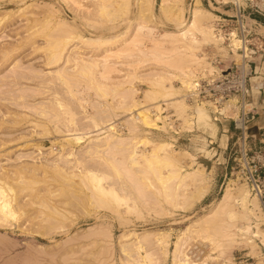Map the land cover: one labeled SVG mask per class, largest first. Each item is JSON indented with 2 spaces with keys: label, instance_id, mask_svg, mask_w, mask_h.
<instances>
[{
  "label": "rangeland",
  "instance_id": "1",
  "mask_svg": "<svg viewBox=\"0 0 264 264\" xmlns=\"http://www.w3.org/2000/svg\"><path fill=\"white\" fill-rule=\"evenodd\" d=\"M100 1L101 0H0V183L2 184L0 186L5 188L9 184L8 186L13 187L12 189L14 192H9L8 197L12 199L11 205L15 211L16 217V219L14 218L15 221L12 219L8 224L4 225L0 223V264H64L66 262V264H138L137 262L139 259L136 256V251L133 250L130 244L134 241V237L131 236L132 238L130 237V239L126 237L128 239H122V241L120 236L122 234H140L143 232H166V235L168 234L167 237L169 242L167 250L169 251V255L164 262L160 260L161 253L151 244H148V246L147 243L143 245L142 255L143 252L150 253L149 264H171V253L174 249L173 243L177 238L181 237V234L185 232V229L191 223L210 212L214 205L222 198L227 185L232 188V191L236 190L237 187H244L247 193H249L248 195H251L246 185L238 180L237 159L229 155V147L226 144L227 138L221 136L220 127L212 121L210 111L203 105L196 107L193 105L195 103L191 101H188L192 107L189 108L188 114L193 117L191 116L188 123L186 121V124H184L182 118L175 117L176 115L173 113V108L166 107L168 108L167 111H163L161 114V117L166 116V119H164L165 121H162V124L161 121H157V126L164 127L163 129L165 132L161 129H153V131H149L150 133L147 137L155 143H157V141L168 142L176 151H185L188 155L194 157V166L201 165L204 169L203 177H205L207 181L203 184V187L206 189V192L201 199L196 201L193 199L190 201L192 204H188V206L181 207L184 204V200L181 198L177 201L179 204L181 202L183 203H181L180 206L174 200V204L176 206L178 204L177 207L171 203L173 202L172 200L169 201L168 199L169 203L166 200L167 198L161 194L163 191L162 186L155 181L156 179L154 176L152 178V175L149 176V174L148 176L146 175V177L155 182L154 186L155 188L157 187L156 191L154 190V186H152L153 189L149 185V179L147 180L145 174H138V186L145 188L146 184L148 188L143 189V192L145 193L144 197H139L138 194L136 195L137 191H135L136 186L134 180H127L126 178L128 177L124 178V175L120 176V174L112 172L115 164L116 167H121V164H119L120 162L113 163L121 161L122 157L116 149L113 150L115 154H111V150L109 151L111 155L104 154L103 150H105V148H103V150L100 149L103 151L102 153L98 149L99 152L98 150L95 153L92 151L89 155V145H87V142H84L79 146L80 148L78 147L72 150L73 155H69L68 148L58 152V148L62 145L60 142L62 134L67 133L68 130H72V126L73 129H77L84 134L86 131L88 132L91 130L90 127L92 126H89V123L92 125L91 121L101 125V123L107 118L106 116H112L114 124H122L118 132L123 134L122 137L128 136L130 134L128 132V124L130 128V123L127 122V124L125 119L129 118V113L131 112L133 115L137 116V110L134 108L139 107L140 104L137 102L138 105L135 107L130 106L131 108L128 106L121 107L120 99L124 90V92L127 91L128 93L129 91H134H132V93L130 92L128 101H130V99L132 101H134V99L137 101L143 100V106L151 107L152 105L150 103L152 101H147L144 98V95L145 91L154 90V88L149 85L152 82L164 79V81H161L163 82L162 85L165 87L173 86L174 89H177L180 87V82L178 80L180 69L186 72V69L190 68L191 71L194 72V75H196L198 72L206 71L207 67L210 68L215 64L218 65L217 62L212 64L214 58H221L222 60L228 58L226 51L224 52L226 55H224V53L217 50L213 44L211 45L203 42L200 34H195V37L199 40V43L196 44L197 47H194L191 44L192 46H190L192 50L182 51V53L185 52L184 54L190 56L195 55L196 59L188 57L184 60H194L196 61V64H199L198 66L193 61L181 62V57L178 56L180 50L175 53L171 52L172 48L176 47L178 44L173 46L171 41L159 37L164 31H174L172 23L169 22L168 19H165V17L168 18V16L160 12V5L162 4L161 6H163L165 10L168 9L170 16L169 6L175 4V0H166L164 3H161L162 0H151L152 14L155 17L158 26L154 23H147V25H151V27L155 28V31L150 34L146 33V30L144 29L139 31L134 30L140 23V21L135 18L138 16V10L136 7H133L135 6V0L130 1L132 4L134 2V4H131L130 6V8H132L131 10L130 8L126 10V8L124 9L120 6L124 0H103L101 1L103 3ZM197 1L204 10L211 13V17L212 14L218 16L221 8L213 3V1L181 0L185 19L189 17L187 11H189V8H191ZM223 1L225 2L226 0ZM209 6L211 9H209ZM220 13L231 15L230 12ZM148 14L150 15V12L145 11L141 16L146 18L149 16ZM256 19L258 22L263 23L261 17L257 16ZM135 20H137L136 23H134ZM58 21L60 25H56L58 24ZM129 21L131 23H129ZM61 22H64V24H61ZM258 32L264 37L263 28H259ZM62 37L65 39H67L66 37L70 38V40L67 39L69 40V44L64 45L65 47L62 46L59 48V46H61L60 42H65ZM80 37L82 39H109L110 41L108 42L110 43L99 42L88 44L82 41ZM74 39L77 42H75ZM79 39L81 42L78 41ZM114 39L117 42H115ZM50 43L54 45L56 43L58 49L56 48L55 50L54 48L52 51L53 47H50ZM83 43L88 45H84ZM105 43L109 46H103ZM56 45L54 47H56ZM220 46L226 49L225 44H221ZM220 46L218 47L220 48ZM62 48L64 51H62ZM70 48H72L73 53H69L70 55H68V52L71 50ZM119 48L121 49L119 50ZM116 49L117 52L110 56L107 55L108 53H103L104 50H110L112 52ZM49 53L52 56H49ZM54 54L60 56V58L57 57V59H60V62L59 60H54L56 58ZM105 54L108 57V59L106 58L107 61L105 60V63L108 65L103 68L102 60L97 59ZM67 55L71 58L64 60V57H68ZM53 56L54 59L52 58ZM52 59L55 63H59L50 65L51 62H54ZM78 59L84 61L91 60L92 62L94 61V63L97 62L99 66L96 67V69H91H94V71H91L90 73L91 75L94 74L92 77L89 74L84 76L83 74L80 75V72H77L79 68L77 66L81 65L80 61L78 62ZM68 61L70 63H68ZM191 62L194 63V65L191 64ZM64 63H67L65 64L66 67H64ZM58 68L61 70L63 69L65 72L60 70L59 72L63 74H58L59 72L56 73L55 71L59 70ZM47 71L51 72L48 74ZM9 72H11V74ZM168 74H170V76L167 77ZM17 75L19 77H17ZM66 75L67 77H65ZM68 75L70 76L68 77ZM171 75L176 78L174 79ZM82 76H84L85 79ZM166 80L168 82H166ZM261 81L262 80L259 79L252 80L255 94L257 89L262 85ZM101 89L104 92H102ZM257 97L258 94L254 95V101H256ZM118 105L120 107L115 108V106ZM106 108L108 113L103 112V110L106 111ZM63 109H65V111ZM153 110L154 109L151 110V113ZM66 111L73 113H71L73 117V121L70 119L71 124L76 121L77 124L74 123L71 125L69 124L70 122L65 121L67 118L63 115H66ZM109 111H112L111 114ZM104 113L107 114L105 115ZM55 115L58 117L55 118ZM67 117L69 118V116ZM149 117L154 119L153 114H150ZM67 121L69 120L67 119ZM67 123L71 125V127ZM187 124H189L191 128H182V126H187ZM138 128L142 130L140 125ZM145 132H147V130ZM209 139H212L217 143L216 146H218V149L216 156H213V151H210L211 147L207 146ZM132 140L134 141L135 139ZM136 140L135 142L130 140V143L137 144L138 151L141 152L145 149L149 152L151 150V144L146 145L143 141H140L138 144L137 141H139V139ZM145 141L146 140H144V142ZM141 144H145V147ZM113 147L112 149H114ZM213 148L216 147L213 145ZM107 149H109V147ZM84 150H86V152ZM224 150L227 157L222 155L218 157L220 152ZM27 154L32 155V157L30 156L31 159ZM110 161L114 165H111V163H109ZM63 162H66V164ZM179 162L182 164V167H184L185 165H189L190 160L189 158L184 157L181 158ZM117 164H119V166ZM196 167L191 168L195 169ZM85 171H91L99 176L104 175L105 179L102 180L101 186L103 185L102 187H104V189H106V187L108 189L112 188L113 191L115 189L114 192H116L119 197H128L126 198L128 203H126V201L124 202V200L117 203L108 195L107 197L104 196V202H108V204L110 203L108 209L105 205L98 203L92 198L91 187L88 185L86 186L81 182L80 175L86 173ZM186 171L188 172L187 168ZM162 172L164 173V171ZM141 176L144 178H142L143 181L141 180ZM138 180H141L142 182ZM145 180H147V182ZM16 182L18 183L16 184ZM35 182L37 184H35ZM4 184L7 185L4 186ZM13 185L16 188H22H18L17 191H15L16 188L14 189ZM193 187L194 186H191L190 184L189 187L185 189L186 193L184 194L188 195L189 193H193ZM24 189H27V191H24ZM158 189H160V192H158ZM18 191L20 192L16 193ZM157 193H160L161 196ZM14 194L16 195L14 196ZM150 194H154L155 196H150ZM37 195L39 198H37ZM248 197L250 199L255 198L252 197V195ZM101 198V202H103L104 199L103 197ZM13 199L15 202H13ZM255 199L257 201V198ZM28 201L29 203L31 202V204H29ZM52 201L55 203L53 204ZM40 202L41 204H38ZM47 202H50L51 204H45ZM257 205L259 210V212H257L261 219L260 221L259 219L256 221V218L251 217L250 226L253 231H256L254 230V224L256 225L257 223L260 230L264 232V222L261 221H264V216L261 212L258 201ZM132 206L135 207L133 210L130 209ZM123 207H125V209ZM63 208L64 210H62ZM111 209H113L112 212ZM66 216L68 219H66ZM56 229L58 230L54 231ZM89 229L92 230L88 234L87 231ZM100 233H103L102 235L106 236H102ZM195 233L196 232L190 234V237L187 238L188 241L183 245V252L187 254L190 259L194 260L196 264L202 262H205L203 264H216L213 260L207 259L209 248H206L205 244L202 243L203 241L196 237ZM259 235V237L264 239V234L261 235L259 233ZM2 238L4 240H2ZM256 239H253L255 249L257 248L255 251L258 252L259 255H261L260 258H262L263 255L260 247L262 242L259 239ZM89 246H91V248ZM204 248L206 250H204ZM144 249L146 250L144 251ZM42 250L44 252H42ZM250 250L251 249L247 246H236L231 251L230 255H228L230 262L227 261V264H238L241 261V264H246L247 262L243 261L250 258H252V261L250 262L257 264L259 258L252 255L253 252L251 251V253ZM248 252H250L251 255ZM40 253L44 257H40ZM105 254L107 255L104 256ZM206 254L207 256H205ZM52 255L53 257H51ZM101 255H103V258L100 257ZM46 256H48V258ZM88 256L91 258H88ZM96 256L100 259H97ZM261 260H263V258ZM180 264L183 263L181 262Z\"/></svg>",
  "mask_w": 264,
  "mask_h": 264
},
{
  "label": "bare ground",
  "instance_id": "2",
  "mask_svg": "<svg viewBox=\"0 0 264 264\" xmlns=\"http://www.w3.org/2000/svg\"><path fill=\"white\" fill-rule=\"evenodd\" d=\"M69 1V0H68ZM103 1V0H101ZM100 1V2H101ZM130 1H133V0H124L123 3L120 5L121 7H123L124 9L126 8L129 9L130 6H131V2ZM64 2V1H63ZM73 2V1H72ZM105 2V1H104ZM118 2V1H117ZM166 2V0H162L161 3H164ZM175 4H172L171 6H169V11H170V16H169V12H168V9L165 10V8H163V6L160 5L161 7V10L160 12H162L163 14L167 15V17H165V19H168L169 22L172 23L173 25V29L174 31L172 32H167V31H164L163 33L160 34L159 37L161 38H166L167 40L171 41V44L173 46H177L176 47H173L171 52L175 53L177 52L178 50H180V53H179V57L180 58V61L181 62H188V61H193L195 64H196V61L194 60H188V61H185L184 59L186 58H191V59H196L195 58V55L193 56H190L188 54H184L182 53V51H187V50H192L191 49V46L193 45L194 47L196 46L197 43H199V40L195 37V34H200L201 35V38H202V41L205 42L206 44H213L215 46V48L219 51H222V53H224L225 51L227 52V56H228V61L230 60H236V55L232 57H230V55L228 54V51L226 49H224L223 47H221L220 45L223 44L222 42V39L217 37L214 33V25H215V21L218 20V19H215V18H219L217 15H214L212 14V17H211V13L204 10L200 3L197 1L194 3V5L189 8L190 10L185 12L187 13V15L189 14V17H187V19H185L184 17V11L182 9V3H181V0H175L174 1ZM75 3V2H74ZM103 3V2H101ZM225 3V2H224ZM32 4V3H31ZM134 4V2H133ZM132 4V5H133ZM34 5V4H33ZM215 6V5H214ZM26 7V6H25ZM33 7V6H32ZM133 7H136V9L138 10V16L135 17L137 18L138 21V25L137 27L134 29V30H146V33H151L153 31H155V28L154 27H151V25H147V23H154V24H157L156 23V19L155 17L153 16L152 14V3H151V0H135V6ZM218 7L221 8L220 12H224L223 8L220 6V4L218 5ZM132 8H130L131 10ZM209 9L210 6H209ZM216 9V8H215ZM118 10V9H117ZM218 10V9H217ZM119 11V10H118ZM145 11H148L150 12V15L147 16L146 18L145 17H142L141 15H143V13ZM213 11V10H212ZM127 12V11H126ZM131 12V11H130ZM215 12V11H214ZM226 12V11H225ZM9 13V12H8ZM231 13V12H230ZM12 15V14H11ZM128 16V15H127ZM126 16V17H127ZM124 17V16H123ZM5 18V17H4ZM3 18V19H4ZM125 18V17H124ZM134 18V19H135ZM127 19V18H126ZM146 19V20H145ZM134 21V23H136V21ZM126 21V20H125ZM129 23H131L129 21ZM61 24H64V22ZM67 24V23H66ZM126 24V23H125ZM146 24V25H145ZM56 25H60L59 24V21H58V24ZM134 25V24H133ZM129 26V25H128ZM158 26V24H157ZM115 27V26H114ZM128 28V27H127ZM126 28V29H127ZM259 28H263L264 30V26L263 25H260ZM112 29V28H110ZM113 30V29H112ZM110 30V31H112ZM127 32V31H126ZM141 32V31H140ZM123 34V33H122ZM148 34V35H149ZM118 35V34H117ZM124 35V34H123ZM67 36V35H66ZM77 36V35H76ZM69 37V36H68ZM66 37L67 39L70 40V38ZM94 37V36H93ZM99 37V36H98ZM116 37V36H115ZM125 37V36H124ZM122 37V38H124ZM63 38V37H62ZM79 38V36H78ZM121 38V39H122ZM61 39V38H60ZM65 38H63V40H65V42H60L61 46H59V48H61L62 46L64 45H68L69 43V40H67ZM80 39L86 43H102V42H108L110 41L109 39H105V40H101L100 38H84L82 39L80 37ZM78 40L81 42V40ZM117 39V38H116ZM72 40V39H71ZM75 40V39H74ZM115 40V39H114ZM120 40V39H118ZM48 41V40H47ZM112 41V40H111ZM233 42V46H236L237 45V42L235 41V39L232 40ZM50 42V41H49ZM52 42V41H51ZM72 42V41H71ZM75 42H77L75 40ZM115 42H117L115 40ZM114 42V43H115ZM119 42V41H118ZM212 42V43H210ZM48 43V42H47ZM58 43V42H56ZM55 43V45H56ZM86 43H83L84 45ZM110 43V42H108ZM51 44V43H50ZM59 44V45H60ZM86 44V45H88ZM126 44V43H125ZM124 44V45H125ZM192 44V45H191ZM195 44V45H194ZM54 44H51V48L53 47L52 51L56 50V48L58 47L56 45V47L52 46ZM109 46L107 45L106 43L103 45V46ZM112 45V44H111ZM191 45V46H190ZM102 46V44H101ZM99 46V47H101ZM113 46V45H112ZM123 46V45H122ZM120 46V47H122ZM220 46V48L218 47ZM46 47V46H45ZM49 47V46H48ZM65 47V46H64ZM63 47V48H64ZM67 47V46H66ZM74 47V46H73ZM124 47V46H123ZM197 47V46H196ZM62 48V51H64ZM76 48V46H75ZM103 48V47H102ZM1 49V48H0ZM40 49V48H38ZM58 49V48H57ZM66 49V48H65ZM71 49V50H70ZM68 51V55H70L71 53H73L72 51V48H70ZM78 49V48H77ZM121 48H119L120 50ZM3 50V49H2ZM75 50V49H74ZM118 50V51H119ZM195 50V49H194ZM193 50V51H194ZM59 51V50H57ZM61 51V50H60ZM55 52V51H54ZM117 52V49L115 51H110V50H104L103 53H108L107 55L110 56L112 54H115ZM170 52V53H171ZM70 53V54H69ZM221 53V52H220ZM50 54V53H49ZM58 54V53H57ZM62 54V53H61ZM106 54L104 56H101L99 57L97 60L101 59L102 60V64H103V68L106 67V64L105 62L107 61L106 58L108 59V57L106 56ZM120 54V52H119ZM118 54V55H119ZM55 55V54H54ZM60 55V53H59ZM67 55V56H68ZM165 55V54H164ZM224 55H226L224 53ZM49 56H52L51 54ZM61 56V55H60ZM60 56L58 55H55V59H54V56L52 57L55 61L59 60L60 62V59H57V57L60 58ZM77 56V55H76ZM48 57V56H46ZM50 58V57H49ZM69 58H71L70 56L68 57H64V60H68ZM73 58V57H72ZM79 58H82V57H79ZM178 58V57H177ZM47 59V58H46ZM52 59V60H53ZM176 59V58H175ZM53 60V61H54ZM74 60V59H73ZM73 60H72V63H73ZM96 60V59H95ZM106 60V61H105ZM49 61V60H48ZM55 61L52 63L51 61V64H54ZM75 61V60H74ZM80 61V66H77L79 67L78 68V71L77 72H80L81 74L80 75H91V71H94L91 70L92 68H95L98 67L99 65L97 64V62L94 63V61L91 62L90 61H84V60H79L78 59V62ZM59 62H56L55 64L59 63ZM77 62V61H76ZM77 62V63H78ZM68 63H70L68 61ZM194 63L191 62V64L194 65ZM198 63V62H197ZM65 64L67 63H64V67ZM180 64V63H179ZM185 64V63H184ZM188 64V63H187ZM201 64V63H200ZM15 65V64H14ZM77 65V64H76ZM79 65V63H78ZM197 66L199 64H196ZM195 65V66H196ZM203 65V64H202ZM54 66V65H53ZM52 67V66H51ZM60 68V67H59ZM58 68V69H59ZM62 68V66H61ZM199 68V67H198ZM15 69V68H14ZM75 69V68H74ZM77 69V68H76ZM172 69V68H171ZM175 69V68H174ZM207 69H209L207 67ZM11 70V69H10ZM61 69L55 71L56 73H58ZM63 70V69H62ZM61 70V71H62ZM181 70V71H180ZM179 70V82H180V87L177 88V89H174L173 86H168V87H165L164 85H162L163 82L161 81H164L163 80H159V81H154L152 82L151 85L152 88H154V90H149V91H145V95H144V98L147 100V101H152L150 104L152 105L151 107L149 106H143L142 104H144V101H137L134 99V101H132L130 99V101H128V98H129V94L130 92L132 93V91H129V93L126 91V92H122V96H121V107L124 106V107H135L137 106L138 104H140L139 107L137 108H134L135 110H137V116L133 115L132 112L129 113L130 116L129 118L125 119V122L127 123H130V128H129V124H128V132L130 133L128 136L126 137H122L123 134L119 133V128L121 127V125H116L113 123L112 119L113 117L112 116H103L105 117L104 121L101 123V125L95 123L94 121H91L92 125L89 123V126H92L90 127L91 130H89L88 132L86 131V133H82V132H79V130L77 129H73V126H72V130H68L67 133L65 134H62L61 136V144L60 147L58 148V152H61L63 151V149L65 148H68L69 149V155H73L72 153V150L74 148H78L81 144H83L84 142L86 143L87 142V145H89L88 147V154L90 152H97V150L99 149H102L105 148L104 151V154H113V150L116 149V151L122 155L121 157V161H116V162H113V163H118L120 162L119 164H121L120 166L121 167H116V164H115V167L113 168V171L112 172H116V174H120V176L124 175V178L125 177H128L126 178L127 180H134L135 181V191H137L136 195L138 194L139 197H144V192H143V189L145 188H148V186H146L145 184V188H143L142 186H138V182H137V177L139 178L138 174H141V175H144L145 174V177L146 175L149 176L152 175V178L154 176V178L156 179L155 181L158 182V184H160L162 186V189L163 191L161 192V194L167 198L166 200L168 201H176V203L179 204L178 199L181 198L183 199L182 201L184 202V204L181 206V207H184V206H188V204H192V201L193 199L196 201L198 199H201L205 192H206V189L203 187V184L207 181V179H205V177H203V173H204V169L202 168L201 165H196L194 166V157L192 155H188V153H186L185 151H176L172 148V145L168 142H159L157 141V143H155L154 141H151V139L147 138L148 135H149V131H153L154 130H158V129H161L162 131H164V127H158L157 126V121H161V124H162V121H165L164 119H166V116L165 117H161V114L163 111H167L168 108L166 107H169V108H173L174 111L173 113H175V117L177 118H182V121L184 124H186V121L187 123L189 122V120L191 119V116L188 114V111H189V108H192L191 107V104L188 103V92L191 88V84H192V81H193V77L195 76L194 75V72L191 71L190 68H187L186 69V72H184L182 69ZM198 71V70H197ZM39 72V71H38ZM48 72V71H47ZM51 72V71H49ZM48 72V74H49ZM63 72H65L63 70ZM67 72V71H66ZM11 74V72H9ZM36 73V72H34ZM94 73V72H93ZM196 73V72H195ZM58 74H63V73H58ZM163 74V73H162ZM166 74V73H164ZM16 75V74H15ZM88 75V76H89ZM94 75V74H92ZM91 75V77H92ZM70 75H68L69 77ZM84 76H82L84 78ZM165 76V75H164ZM170 76V74L167 75V77ZM12 77V76H11ZM17 77H19L17 75ZM67 77V75L65 76ZM64 77V78H65ZM171 77H174V79L176 78L175 76L171 75ZM170 77V78H171ZM162 78V76H161ZM160 78V79H161ZM14 79V78H13ZM85 79V78H84ZM4 80V79H2ZM170 80V79H169ZM9 81V80H8ZM14 81V80H13ZM64 81V80H63ZM62 82V80H61ZM91 82V81H90ZM95 82V81H94ZM149 82V81H148ZM166 82H168L166 80ZM94 84V83H93ZM6 85V84H5ZM11 86V85H10ZM108 89V88H107ZM119 89V88H118ZM103 90H106V89H103ZM114 90V89H113ZM157 90V91H156ZM102 91V89H101ZM111 91V90H110ZM115 91V90H114ZM104 92V91H102ZM112 92V91H111ZM134 92V91H133ZM106 93V92H105ZM108 93V92H107ZM127 94V96H126ZM121 95V94H120ZM146 96V97H145ZM159 99V100H158ZM137 102H139L137 104ZM190 102V101H189ZM194 103V102H193ZM120 104V103H119ZM195 105L196 107L199 106V104H193ZM119 105L118 106H115L116 107H120ZM63 107V106H61ZM59 107V108H61ZM130 107V108H131ZM37 109V107H36ZM58 109V108H56ZM105 109V108H103ZM153 110V112L151 113V110ZM65 111V109H63ZM69 110V109H67ZM114 110V109H113ZM70 111V110H69ZM65 112L66 115H63L65 116L69 121H67V119L65 120L66 122H70L69 124H71V121L70 119L73 121V117L71 115L70 112ZM103 112H107V108H106V111L103 110ZM101 112V113H103ZM110 114L112 111H109ZM43 113V112H42ZM100 113V112H99ZM108 113V112H107ZM106 113V114H107ZM73 114V113H72ZM105 114V113H104ZM103 114V115H104ZM105 114V115H106ZM150 114H153L154 116V119H151L149 117ZM41 115V114H40ZM62 115V114H61ZM69 116V118L67 117ZM74 116V115H73ZM102 116V115H101ZM58 116L55 115V118H57ZM61 117V116H59ZM72 117V118H71ZM193 117V116H192ZM114 118H115V115H114ZM169 118V117H168ZM83 119V118H82ZM90 119V118H89ZM93 119V118H91ZM188 119V120H187ZM212 119V118H211ZM116 120V119H115ZM89 121V120H88ZM213 121V120H212ZM77 122V121H76ZM74 122V123H76ZM116 122V121H114ZM63 123V122H62ZM73 123V124H74ZM122 123V121H121ZM125 123V125L127 126V124ZM171 123V121H170ZM192 123V122H191ZM215 123V122H214ZM64 124V123H63ZM68 124V123H67ZM68 124V125H69ZM71 124V125H73ZM77 124V123H76ZM124 124V122H123ZM159 124V123H158ZM193 124V123H192ZM9 125V124H7ZM71 125H69L71 127ZM141 126V129L138 128V126ZM168 125V124H167ZM61 126V125H60ZM65 126V124H64ZM63 126V127H64ZM86 126V125H85ZM164 126V125H163ZM69 127V128H70ZM75 127V126H74ZM88 127V126H87ZM169 127V125H168ZM171 127V125H170ZM182 128H191L189 126V124H187V126H182ZM71 129V128H70ZM171 129V128H170ZM181 129V128H180ZM144 130V131H143ZM147 130V132H145ZM173 130V129H171ZM46 131V130H45ZM60 131V130H59ZM127 131V129H126ZM191 131V130H190ZM54 132V131H53ZM69 132V133H68ZM127 132V133H128ZM165 132V131H164ZM63 133V132H62ZM58 135V134H57ZM144 135V136H143ZM139 141H137L138 139ZM143 138V139H142ZM132 139H137L136 141L139 142L140 141H143V143H146L147 144H151L152 148L151 150L148 152L144 149V151H138V145L137 144H131L130 143V140L133 141ZM21 140V139H20ZM24 140V139H23ZM135 140L133 142H135ZM144 140H146L144 142ZM30 142V141H29ZM128 142V143H126ZM55 143V142H54ZM130 143V144H129ZM142 143V142H141ZM154 143V145H153ZM9 144V143H8ZM115 144V145H114ZM120 144H123V145H120ZM129 144V145H128ZM85 145V144H84ZM120 145V146H118ZM142 145V144H141ZM24 146V145H23ZM27 146V144H26ZM38 146V144H37ZM114 146V147H113ZM143 147H145V144L142 145ZM6 147V146H5ZM34 147V146H33ZM83 147V146H82ZM87 147H86V150H87ZM109 147V149H107ZM112 147L114 149H112ZM117 147V148H115ZM119 147V148H118ZM140 147V146H139ZM49 148V147H48ZM80 148V147H79ZM84 148V147H83ZM111 148V149H110ZM21 149V148H20ZM42 149V148H40ZM82 149V148H81ZM51 150V149H50ZM48 150V151H50ZM86 150H84L86 152ZM98 150V152H99ZM100 150V152L102 153L103 151ZM111 150V151H110ZM110 151V152H109ZM52 152V151H51ZM84 152V153H85ZM7 153V152H6ZM110 154V155H111ZM115 154V153H114ZM29 155L28 157H32L31 154H27ZM90 155V154H89ZM23 156V155H22ZM25 156V155H24ZM35 156V155H34ZM33 156V157H34ZM27 157V156H26ZM30 157V159H31ZM70 157V156H69ZM184 157H187L189 158L190 160V163L189 165H183L184 167H182V164L179 162V160L181 158H184ZM16 158V157H15ZM67 158V157H66ZM63 159V158H62ZM114 159V158H113ZM112 159V160H113ZM27 160V159H26ZM77 160V159H76ZM18 161V160H17ZM20 161V160H19ZM28 161V160H27ZM33 161V160H32ZM114 161V160H113ZM123 161V162H122ZM30 162V161H29ZM67 162V161H66ZM66 162H63L66 164ZM16 163V162H15ZM18 163V162H17ZM43 163V162H42ZM50 163V162H49ZM48 163V164H49ZM68 163V162H67ZM75 163V161H74ZM111 163V161L109 162ZM113 163H111V165H114ZM38 164V163H37ZM47 164V163H46ZM119 164H117L119 166ZM22 165V164H21ZM42 165V164H41ZM77 165V164H75ZM36 166V165H35ZM34 166V167H35ZM51 166V165H50ZM65 166V165H64ZM67 166V165H66ZM70 166V165H69ZM78 166V165H77ZM39 167V166H38ZM45 167V166H44ZM55 167V166H53ZM109 167V166H108ZM113 167V166H111ZM191 167H196L195 169L191 168ZM16 168V167H15ZM19 168V167H18ZM17 168V169H18ZM40 168V167H39ZM47 168V167H46ZM69 168V167H68ZM110 168V167H109ZM108 168V169H109ZM186 168L188 169V172L186 171ZM16 169V170H17ZM22 169V168H21ZM57 169V168H56ZM59 169V167H58ZM57 169V171H58ZM36 170V169H35ZM39 170V169H38ZM19 171V170H18ZM164 171V173L162 172ZM27 172V171H26ZM86 173H83L82 175H80L81 177V182L84 184V185H88L91 187L92 189V198L94 200H96L98 203H100L101 205H105V207L108 209L109 208V204L108 202L105 203V199H104V196L107 197L110 196L115 202L119 203V202H122L124 200V202L126 200V198L128 197H119L114 189V191L112 190V188L108 189L106 187V189H104V187L101 186L102 184V180L105 179V176L102 175V176H99V175H96L94 174L93 172L91 171H85ZM108 172V171H107ZM25 173V172H24ZM35 173V172H34ZM122 173V174H121ZM115 174V175H116ZM23 175V174H22ZM9 176V175H8ZM19 176V175H18ZM33 176V175H32ZM5 177V176H4ZM79 177V178H80ZM35 178V177H33ZM142 176H141V180H142ZM147 180L149 181V185L152 187L154 186L155 182L151 181L150 178L146 177ZM145 178V179H146ZM8 179V178H7ZM22 179V177H21ZM32 179V177H31ZM144 179V178H143ZM11 180V179H10ZM14 180V179H13ZM12 180V181H13ZM16 180V179H15ZM80 180V179H79ZM141 180H138V181H141ZM147 180H145L147 182ZM5 181V180H4ZM33 181V180H31ZM143 181V180H142ZM141 181V182H142ZM14 182V181H13ZM80 182V181H78ZM80 182V183H81ZM15 183V182H14ZM18 182H16L17 184ZM34 183V182H33ZM191 184V186H194V192L193 193H189L188 195L184 194L186 193L185 189H187V187H189V185ZM11 184V183H10ZM20 184V183H19ZM26 184V183H25ZM24 184V185H25ZM35 184H37L35 182ZM34 184V185H35ZM127 184V183H126ZM244 184V183H243ZM0 185H2L0 183ZM7 185V184H4V186ZM9 185V184H8ZM7 187H3V186H0V223L1 224H8V222L10 220H14L16 219L15 217V211L13 210V207L11 205L12 203V199H10V197H8V194L9 192H12L13 191V187H10L8 186ZM144 185V184H143ZM14 186V185H13ZM82 186V185H81ZM112 187V186H111ZM150 187V188H151ZM247 187V186H246ZM16 187L14 186V189ZM18 188H22V187H17L15 189V191H17ZM45 188V187H44ZM54 188V187H53ZM130 188V187H129ZM153 188V187H152ZM155 188V186H154ZM153 188V189H154ZM248 188V187H247ZM48 189V188H46ZM152 189V191H153ZM157 187L154 189L156 191ZM161 189V187H160ZM160 189H158V192H160ZM236 189V188H234ZM249 190V189H248ZM24 191H27V189H24ZM55 191H56V188H55ZM54 191V192H55ZM123 191V189H122ZM145 191V190H144ZM8 192V193H7ZM14 192V191H13ZM20 191L16 192V193H19ZM22 192H23V189H22ZM35 192H36V189H35ZM34 192V193H35ZM41 192V191H40ZM148 192V191H147ZM250 192V191H249ZM33 193V194H34ZM53 193V191H52ZM58 193V192H57ZM91 193V192H89ZM21 194V193H20ZM24 194V193H23ZM30 194V193H29ZM32 194V195H33ZM45 194V193H44ZM148 194V193H147ZM157 194H160V193H157ZM156 194V196H157ZM160 194V196H161ZM249 193H247V191L245 190L244 187H237L236 190L232 191V188H230L229 185L226 186V190L224 191V194L222 196V198L220 199L219 202H217L214 207L210 210V212L203 216L202 218L196 220L195 222L191 223L186 229H185V232H183L181 234V237L177 238L176 241L173 243L174 245V249L171 253V264H180L181 262L183 264H196L194 260L190 259L187 254H185L183 252V245L186 241H188V237H190V234H193L194 232L196 237H198L201 241H203L202 243L205 244L206 248H209V254L207 256V254L205 256H207L208 258L207 259H211L213 260L214 263L216 264H227V261H229L228 259V255H230L231 251L236 247V246H239V245H243V246H247L249 247L251 250L250 252L252 253V255H254L256 258H259L258 259V263L257 264H264V258L263 260H261L262 258H260L261 255H259L258 252H256L255 250V245L253 243V241L256 239V240H260L262 242V244H264V239L259 237V233L262 235L264 234V232L262 230H260V228L258 227V224L256 223V225L254 224V227L256 231H253V229L251 228L250 226V218L251 217H254L256 218L255 220L257 221L259 219L260 221V216H259V210H258V205H257V201L260 205V202L258 200L257 197L255 196H252V197H255L257 198V201L255 198H252L250 199L248 196H251V195H248ZM16 194H14L15 196ZM39 195V194H38ZM37 195V198H39ZM43 195V194H42ZM53 195V194H52ZM55 195V194H54ZM91 195V194H90ZM89 195V196H90ZM152 194H150L151 196ZM154 195V194H153ZM152 195V196H153ZM13 196V197H14ZM19 196V195H18ZM57 196V195H56ZM127 196V195H126ZM149 196V194H148ZM155 196V195H154ZM48 197V196H47ZM51 197V195H50ZM103 197V202L102 201V198ZM130 197V196H129ZM12 198V197H11ZM42 198V197H41ZM83 198V197H82ZM89 198V197H88ZM131 198V197H130ZM135 198V197H134ZM138 198V197H136ZM163 198V197H162ZM15 199V198H14ZM13 199V202H15ZM84 199V198H83ZM37 200V199H36ZM46 200V199H45ZM80 201H82L81 199H79ZM110 200V198H109ZM129 200V199H128ZM35 201V200H34ZM47 201V200H46ZM45 201V202H46ZM107 201V200H106ZM112 201V200H111ZM168 201V202H169ZM174 201L171 202L174 204ZM42 202V200H41ZM38 203V204H41ZM44 202V201H43ZM58 202V201H56ZM84 202V200H83ZM113 202V201H112ZM130 202V201H129ZM138 202V201H137ZM190 202V203H189ZM23 203V202H22ZM29 203V201H28ZM50 203V202H49ZM48 202L45 203V204H49ZM53 203V201H52ZM55 203V202H54ZM53 203V204H54ZM158 203V202H157ZM170 203V202H169ZM180 203V204H181ZM31 204V202L29 203ZM28 204V205H29ZM51 204V203H50ZM60 204V203H59ZM135 204V203H133ZM140 204V203H139ZM137 204V205H139ZM177 204V206H178ZM179 204V206H180ZM19 205V204H18ZM23 205V204H22ZM25 205V204H24ZM35 205V204H34ZM130 205V204H129ZM156 205V204H155ZM175 205V204H174ZM31 206V205H30ZM41 206H44V205H41ZM47 206V205H46ZM51 206V205H50ZM115 206V205H114ZM118 206V205H117ZM116 206V207H117ZM121 206V205H120ZM153 206V205H152ZM176 206V205H175ZM176 206V207H177ZM20 207V206H19ZM39 207V206H38ZM49 207V206H48ZM52 207V206H51ZM104 207V206H103ZM129 207V206H128ZM127 207V208H128ZM174 207V206H173ZM251 207V208H250ZM15 208V207H14ZM23 208V207H21ZM36 208V206H35ZM55 208V206H54ZM120 208V207H119ZM118 208V209H119ZM125 209V207H123ZM135 207L132 206L130 209H134ZM152 208V207H151ZM239 208V210H238ZM261 208V206H260ZM43 209V208H41ZM50 209V207H49ZM129 209V208H128ZM241 209V210H240ZM18 210V209H17ZM44 210V209H43ZM46 210V209H45ZM60 210V209H59ZM64 210V208L62 209ZM61 210V211H62ZM113 209H111V212H112ZM136 210V209H135ZM24 211V210H23ZM51 211V210H50ZM53 211V210H52ZM258 211V212H257ZM48 212V211H46ZM136 212V211H135ZM262 212V210H261ZM39 213V212H38ZM118 213V212H117ZM263 213V212H262ZM23 214V213H22ZM26 214V213H24ZM40 214V213H39ZM52 214V213H51ZM93 214V213H92ZM126 214V213H124ZM123 214V215H124ZM137 214V213H136ZM53 215V214H52ZM56 215V214H55ZM63 215H67V214H63ZM113 215V214H112ZM38 216V215H36ZM43 216V215H42ZM58 216V215H56ZM61 216V215H60ZM59 216V217H60ZM262 216V215H261ZM264 216V215H263ZM27 217V216H26ZM39 217V216H38ZM51 217V216H49ZM62 217V216H61ZM67 217V216H66ZM118 217V216H117ZM15 218V219H14ZM23 218V216H22ZM21 218V219H22ZM33 218V217H32ZM54 218V217H52ZM253 218V219H254ZM42 219V218H41ZM68 219V217L66 218ZM263 219V218H262ZM20 220V219H19ZM36 220V219H35ZM45 220V219H44ZM64 220V219H63ZM52 221V220H51ZM55 221H58V220H55ZM72 221V220H70ZM262 222H264L263 220H261ZM38 222V221H37ZM66 222V221H65ZM14 223V222H13ZM16 223V222H15ZM42 223V222H41ZM56 223V222H55ZM67 223V222H66ZM43 224V223H42ZM72 224V223H70ZM262 224V223H261ZM39 225V224H38ZM46 225V224H45ZM48 225V224H47ZM52 225V223H51ZM60 225V224H59ZM58 225V226H59ZM260 225V224H259ZM30 226V225H29ZM69 226V225H67ZM50 227V226H49ZM71 227V226H70ZM253 227V226H252ZM263 227V226H262ZM1 228V227H0ZM13 228V227H11ZM43 228V227H42ZM58 228V227H56ZM94 228V227H93ZM92 228V229H93ZM23 229V228H22ZM34 229V228H33ZM36 229V228H35ZM48 229V228H47ZM52 229V228H51ZM63 229V228H62ZM92 229H89L87 232L88 234L90 233V231ZM95 229V228H94ZM99 229V228H98ZM58 229L54 230V231H57ZM61 231V230H60ZM42 232V231H41ZM53 232V231H52ZM86 232V233H87ZM103 232V231H102ZM45 233V232H44ZM95 233V232H94ZM124 233V232H123ZM4 234V233H3ZM37 234V233H35ZM48 234V233H47ZM68 234V233H67ZM103 234V233H102ZM100 233V235H102ZM44 235V234H43ZM46 235V234H45ZM78 235V234H77ZM99 235V234H97ZM74 236V235H73ZM102 236H106V235H102ZM134 237V241L131 244L133 250L136 251V256L137 258L139 259L138 260V264H149V257H150V253L146 252L144 253L143 252V255H142V250H143V245H145L147 243V246L148 244H151L153 245L155 248H157L160 253H161V259L163 262L167 259V256L169 255V251L167 250V247H168V234L166 235V232H155V233H149V232H143V233H140V234H135V233H129L127 235L125 234H122L120 236L121 240L122 239H130V237ZM248 236V237H247ZM264 236V235H263ZM75 237V236H74ZM98 237V236H97ZM110 237V235H109ZM128 237V238H126ZM131 237V238H132ZM45 238V237H44ZM48 238V237H47ZM73 238V237H71ZM80 238V237H79ZM103 238V237H102ZM69 239V238H68ZM74 239V238H73ZM106 239V238H105ZM108 239V238H107ZM254 239V240H253ZM2 240H4L2 238ZM77 240V239H76ZM110 240V239H109ZM119 240V239H118ZM53 241V240H52ZM83 241V240H82ZM87 241V240H86ZM94 241V240H93ZM120 241V240H119ZM123 241V240H122ZM125 241V240H124ZM205 241V242H204ZM259 241V242H260ZM6 242V241H5ZM13 242V241H12ZM72 242V241H71ZM74 243V242H72ZM76 243V242H75ZM78 243V242H77ZM70 244V243H69ZM67 244V245H69ZM66 245V246H67ZM74 245V244H73ZM106 245V244H105ZM13 246V245H12ZM64 246V245H63ZM96 246V244H95ZM111 246V245H110ZM4 247V246H3ZM10 247V246H9ZM28 247V246H27ZM91 248V246H89ZM106 247V246H105ZM104 247V248H105ZM125 247V245H124ZM130 247V246H129ZM152 247V246H151ZM234 247V248H233ZM53 248V247H52ZM244 248V247H243ZM14 249V248H13ZM39 249V248H38ZM61 249V248H60ZM74 249V248H73ZM103 249V248H102ZM101 249V250H102ZM126 249V248H125ZM128 249V248H127ZM130 249V248H129ZM4 250V249H3ZM6 250V249H5ZM15 250V249H14ZM31 250V249H30ZM69 250V249H68ZM84 250V249H82ZM81 250V251H82ZM104 250V249H103ZM110 250V249H109ZM146 249H144L145 251ZM154 250V249H153ZM156 250V249H155ZM204 250H206L204 248ZM207 250V251H208ZM46 251V250H45ZM49 251V250H48ZM52 251V250H51ZM40 252V251H39ZM42 252H44L42 250ZM84 252V251H83ZM97 252V251H96ZM102 252V251H100ZM248 252V253H250ZM82 253V252H81ZM250 253V255H251ZM38 254V253H37ZM98 254V253H97ZM101 254V253H100ZM22 255V254H21ZM41 255V253L39 254V256ZM107 254H105L104 256H106ZM247 255V254H246ZM43 255H41L40 257H42ZM50 256V255H49ZM99 256V254H98ZM103 255H101L100 257H102ZM249 256V254H248ZM6 257V256H5ZM26 257V256H25ZM31 257V256H30ZM34 257V256H33ZM44 257V256H43ZM48 258V256H46ZM45 257V258H46ZM53 257V255L51 256ZM90 256H88L89 258ZM94 257V256H93ZM253 257V256H252ZM13 258V257H12ZM19 258V257H18ZM27 258V257H26ZM91 258V257H90ZM96 258L98 259L99 257L96 256ZM103 258V257H102ZM106 258V257H104ZM110 258V257H109ZM254 258V257H253ZM255 258V259H256ZM29 259V258H28ZM42 259V258H41ZM69 259V258H68ZM100 259V258H99ZM52 260V259H51ZM63 260V259H62ZM92 260V259H91ZM108 260V259H107ZM110 260V259H109ZM31 261V260H29ZM54 261V260H53ZM64 261H65V258H64ZM67 261V260H66ZM75 261V260H74ZM96 261V260H95ZM103 261V260H102ZM1 262V261H0ZM36 262V261H35ZM72 262V261H71ZM106 262V260H105ZM230 262V261H229ZM8 263V262H7ZM22 263V262H21ZM51 263H54V262H51ZM63 263V262H62ZM67 263V262H66ZM64 263V264H66ZM80 263V262H79ZM91 263V262H90ZM101 263V262H99ZM103 263V262H102ZM205 262H202V263H198V264H203ZM27 264H30V263H27ZM33 264V263H32ZM37 264V263H36ZM88 264V263H87ZM95 264V263H94ZM98 264V263H97ZM230 264V263H229Z\"/></svg>",
  "mask_w": 264,
  "mask_h": 264
},
{
  "label": "built area",
  "instance_id": "3",
  "mask_svg": "<svg viewBox=\"0 0 264 264\" xmlns=\"http://www.w3.org/2000/svg\"><path fill=\"white\" fill-rule=\"evenodd\" d=\"M209 1L220 4L224 13L231 12V15L218 13L214 33L222 39L230 57L236 55V60L214 58L212 64L217 62L218 65L196 73L187 93L188 100L210 111L213 122L220 127L221 136L227 138L226 142L230 131L235 132L238 146L232 157L237 159L238 180L258 198L264 215V144L255 148L246 145L248 126L254 117L249 84L258 68L264 66V37L258 32L260 25H264V0ZM257 16L263 23L258 22ZM233 39L236 46H233ZM207 143L216 156L217 143L212 139ZM260 247L264 258V244ZM250 261L252 258L243 262L253 264Z\"/></svg>",
  "mask_w": 264,
  "mask_h": 264
},
{
  "label": "crops",
  "instance_id": "4",
  "mask_svg": "<svg viewBox=\"0 0 264 264\" xmlns=\"http://www.w3.org/2000/svg\"><path fill=\"white\" fill-rule=\"evenodd\" d=\"M253 79L262 80L261 87H259L256 91V94H258L256 101H254V95L256 94L253 90ZM249 86L252 91V107L254 108V117L248 126L246 145L249 148H255L264 144V66L261 65V67L258 68L257 74L251 78ZM226 144L229 147L228 153L230 156H232V153H235V151L237 152L238 144L235 141V132L233 130L230 131ZM234 148H236V150ZM225 154V150L221 151L219 157L221 155L227 157Z\"/></svg>",
  "mask_w": 264,
  "mask_h": 264
}]
</instances>
